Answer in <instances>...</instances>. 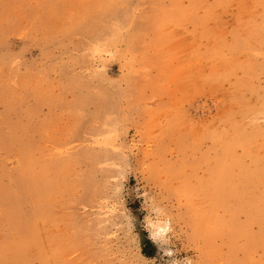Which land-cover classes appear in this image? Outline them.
Returning a JSON list of instances; mask_svg holds the SVG:
<instances>
[{
	"label": "rangeland",
	"instance_id": "obj_1",
	"mask_svg": "<svg viewBox=\"0 0 264 264\" xmlns=\"http://www.w3.org/2000/svg\"><path fill=\"white\" fill-rule=\"evenodd\" d=\"M187 258L264 264V0H0V264Z\"/></svg>",
	"mask_w": 264,
	"mask_h": 264
},
{
	"label": "bare ground",
	"instance_id": "obj_2",
	"mask_svg": "<svg viewBox=\"0 0 264 264\" xmlns=\"http://www.w3.org/2000/svg\"><path fill=\"white\" fill-rule=\"evenodd\" d=\"M114 16V15H113ZM112 17V16H111ZM111 17H109V18H111ZM116 17V16H115ZM110 20H112V19H110ZM107 25V24H106ZM105 26V25H104ZM109 27V26H108ZM103 28V27H102ZM106 28V27H105ZM114 29V28H113ZM104 30V29H103ZM95 31V30H94ZM102 31V30H101ZM107 31V30H106ZM113 31V30H112ZM104 33V32H103ZM90 34H91V32L89 33V36H90ZM133 38V37H132ZM101 44H103V43H101ZM10 76V75H9ZM11 77V76H10ZM9 78V77H8ZM11 81V80H10ZM7 83V82H6ZM9 83V82H8ZM10 84V83H9ZM7 86H8V84H6ZM25 149H26V147H25ZM22 150H24V149H22ZM25 151V150H24ZM26 151H27V149H26ZM25 162V161H24ZM32 162H34V161H32ZM37 163V162H36ZM13 199V198H12ZM16 201V200H15ZM14 204H15V202H13ZM258 203V202H257ZM257 203H254V204H256L255 206H258V204ZM17 204V203H16ZM27 213V212H26ZM37 215V214H36ZM22 217V216H21ZM30 218V217H29ZM47 219V218H46ZM20 221V220H19ZM37 225V224H36ZM17 226V225H16ZM22 226V225H21ZM29 226V225H28ZM28 228V227H27ZM30 229V228H29ZM27 234V233H26ZM43 238V237H42ZM30 239V238H29ZM30 242V241H29ZM33 245V244H32ZM35 246H37V245H35ZM32 248V247H31ZM38 248V247H37ZM27 252V251H26ZM29 252V251H28ZM36 253H37V251H36ZM35 253V254H36ZM40 253V252H39ZM28 257V256H27ZM33 258H34V256H33ZM40 258H41V255H40ZM41 261H42V258H41ZM19 264V263H18Z\"/></svg>",
	"mask_w": 264,
	"mask_h": 264
},
{
	"label": "clouds",
	"instance_id": "obj_3",
	"mask_svg": "<svg viewBox=\"0 0 264 264\" xmlns=\"http://www.w3.org/2000/svg\"><path fill=\"white\" fill-rule=\"evenodd\" d=\"M186 264H195V262L191 258H187Z\"/></svg>",
	"mask_w": 264,
	"mask_h": 264
}]
</instances>
